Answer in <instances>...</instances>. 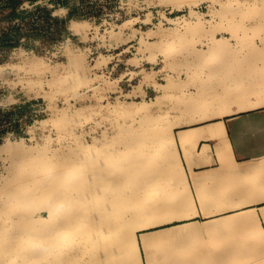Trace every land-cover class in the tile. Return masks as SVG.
<instances>
[{"label":"rangeland","instance_id":"1","mask_svg":"<svg viewBox=\"0 0 264 264\" xmlns=\"http://www.w3.org/2000/svg\"><path fill=\"white\" fill-rule=\"evenodd\" d=\"M83 1L64 0L65 5L71 4L73 8L71 19L83 25L80 29L74 27L78 34L68 30L65 19L58 21L56 29L42 33L35 31L38 27L33 26L31 21L37 8L35 7L33 12L24 13L23 19H19V28L22 30L18 29L14 37H11L12 33L0 35V145L8 139L14 144L10 150H0V206L4 202L12 201L13 187L27 176L43 168L49 174L58 172L67 163L69 156L78 159L82 157L80 148L85 145L90 147L85 156L87 158L94 156L100 159L102 154L113 151L115 158H123L125 161L122 163L127 164V159L137 154L130 152L129 132H150L154 126L170 129L174 123L173 113L191 115L194 118L203 115L204 105L201 102L212 91L226 87L231 72L234 82L233 86L229 84V88L233 89L234 94L253 93L249 98L251 102L259 97L264 98V83L261 84V77L264 76V0H181V7L189 5L183 8L160 4L158 0H124L128 15L117 29L100 23H88L80 8ZM45 7L38 9L44 18H48L51 13ZM150 7H154L151 10L158 11L160 21L152 23L150 13L144 23H140L138 13L147 11ZM170 12L173 14H169ZM197 13L202 15V23L188 24L195 20ZM171 17L178 19L170 22ZM165 21L169 24H164ZM41 26L47 28L45 24L39 23V27ZM31 29L34 31L31 32ZM21 35L26 40L21 39L19 42ZM213 36L220 39V44L228 43L229 46L221 49L219 44H208V39ZM164 49L169 55L167 59L161 56ZM205 55L210 56L207 64L203 63ZM114 57L116 60L122 59L126 66L109 77L102 70L115 61ZM155 58L156 61L153 60ZM32 60H41L44 63L40 66L41 71L39 68L37 70L30 67L28 62ZM24 64L29 65L28 68ZM170 75L177 82L182 81L179 82L181 86L175 89L174 96L168 98L169 100L158 102L163 94L159 85L166 84ZM59 78H62L63 83L56 85L55 81ZM197 102L201 103L198 111L190 112L191 106ZM143 103L150 105L131 114L109 111V108L118 105L130 109ZM235 106L238 109V105ZM218 108L223 113L226 107L216 105L214 110ZM260 108L264 107L252 110ZM41 121L45 122L43 126ZM22 139L33 149L37 162L35 158L31 162H23V154L17 147ZM176 153L178 151L174 144L169 150L163 148V156L160 157L165 160L162 168L164 179L171 184L167 191L173 190L176 195L173 208L168 210V218L184 212L179 204L180 199L184 198L182 190L174 189L180 180L179 165L172 163L177 159L180 164L179 154ZM19 161L21 170L19 167L11 169V165H16ZM82 165V170L87 168V163ZM110 170L117 169L105 168V178L109 180L110 187L109 191H103L101 195L112 194L117 189L131 192L137 187L135 182H117ZM87 179L81 187L83 192L91 187L94 177L89 175ZM98 191H102V188L98 187ZM41 202L37 201L26 210H21H25L28 217L32 214L47 216V210L42 208L45 203ZM17 211L19 210L15 209L12 213L7 212L9 215L3 216L17 220ZM146 211L147 214H144L142 220L152 217L159 221L163 217L161 210H155L154 213ZM258 220L254 222L255 226H250L249 223L244 226L240 221H231L217 227L195 224L167 231H154L149 235L153 237L174 233L177 239L146 248L141 246L143 264H264V230ZM23 223L20 229H16L15 221L5 222L1 228L0 239L6 243V237L23 235L20 242L26 244L25 250H30L29 253L35 257L29 264H42L36 257L39 240L36 236L28 240L29 236L34 235V231ZM162 225L165 224L149 230L160 229ZM193 226L211 227L214 230L211 229L213 232H209L210 235L199 240L182 239L181 235L185 233L183 231ZM212 236L217 238L216 241ZM141 237L139 233V238ZM33 240L35 242H31ZM5 243L0 245V250ZM195 247H199V257L192 254ZM19 253L20 249L2 252L0 264L10 261L11 264H22Z\"/></svg>","mask_w":264,"mask_h":264},{"label":"bare ground","instance_id":"2","mask_svg":"<svg viewBox=\"0 0 264 264\" xmlns=\"http://www.w3.org/2000/svg\"><path fill=\"white\" fill-rule=\"evenodd\" d=\"M177 19L178 18L169 19V21L173 22ZM208 22L211 23L210 20ZM200 23H202V15L197 13L195 15V20L188 24L198 25ZM76 32L78 34V31ZM76 32L74 33L76 34ZM209 43L219 44L221 49L229 46L228 43L220 44V39L215 38L214 36L208 39V44ZM161 56L162 58L167 59L169 57L167 50L164 49L161 52ZM156 59L157 58L153 60L156 61ZM209 59L210 56L205 55L203 63H209ZM28 63L30 67L37 70L38 68L40 70V66L44 64L41 60H32ZM26 66L27 65H25V67ZM192 78H194V76ZM261 79L263 81L261 84H263L264 76H262ZM177 81L178 80L171 76L167 79L166 84L159 85L163 90V94L160 99H158V102H162L164 99L174 96L175 89H177L178 86L180 87L182 83L180 80L179 82L181 83ZM55 82L56 85H58L62 84L63 80L62 78H59ZM251 94L247 95L242 92L234 94L233 89L231 90L229 88V84H227L226 87L222 86L220 90H214L205 98L203 97L204 100L201 103L204 105V114L201 115L200 118H196V116L194 121L232 113L230 108L231 104L238 105V109L236 107L235 110L237 113L243 112L244 110L246 111L247 109L252 110V108L256 107H264V98L259 97L257 100L251 102V100H249ZM194 97L196 96H192V98ZM201 103L197 102L196 105H192V111H198ZM0 104L2 103L0 102ZM149 105V103H143V105H136L130 109H124L118 105L109 108V111L123 115L131 114L135 111L139 112L140 110L147 108ZM216 105L226 107L223 113H221V111L217 113L214 110ZM149 108H151V106ZM40 124L43 126L45 122L41 121ZM142 125L144 128V124ZM178 125H181V123L178 121L174 122L170 129H166L167 131L162 127L158 128L154 126L151 131L149 130L150 132H129L131 133V142L129 144L131 146L130 152L137 154H132L133 156L127 159V164L122 163L125 161L123 158H115L113 151L112 153L102 154L100 159L94 158V156L87 158L88 156H85L90 147L85 145L80 148L82 157L78 159V157L73 158V156H69L67 158V163L63 165L58 172H52L49 174L48 170L43 168L33 175L30 174L26 179L18 183L17 186L13 187L11 193L12 201L7 203L4 202L2 206H0V232L5 222H9L10 220L15 221V224H17L16 229H20L23 222L26 226L32 227L34 235L29 236L28 240L35 238V236L38 238L39 241L36 251L38 255L36 257L41 260L42 264H143L141 246L146 248L149 245L166 244L177 239V236L174 233H166L152 237L148 233L146 234L150 228L161 224H170L176 220L190 218L194 215L187 211V208L192 204L191 199L181 198L179 204H184V212H180L174 217H167L168 210H170L171 207L173 208L174 197L176 195L173 194V190L170 192L167 191L168 188L171 187V184L169 185V181L164 179V170H162V168L165 165V160H161L160 157L163 156V148L169 150L174 144H176L173 129ZM35 126L34 128H36ZM187 132L191 133L180 134L182 145L193 142V139L189 136L190 134L194 136V133L198 131ZM220 132H223V130ZM218 137L223 138V135H218ZM12 145L14 144L8 139L4 144L0 145V150H10ZM17 147L23 154V162H31V160L35 158V154L32 152L33 149L26 145L24 139L19 142ZM35 161L37 162L36 158ZM20 163L21 161H19L18 164L15 163L16 165L12 164L11 169H16V167H19L20 169ZM82 163H87V168L84 170H82V167L84 166ZM172 163H176L180 166L177 159L173 160ZM33 165H31V167ZM105 168L108 170L110 168L117 169L110 170V172L114 174L117 182L123 181V183H126L131 181L137 183V187L131 190V192L117 189L114 190L112 194L107 193L106 196L101 195V192L104 191L105 193L109 191L110 187H108V184L110 183L109 180L105 178V175H107ZM34 170L37 169L35 168ZM89 175L93 176L94 180H91V187L86 188L83 192L81 187L85 185ZM1 184L2 178H0V192L2 190ZM149 184L151 185L149 186ZM98 187H101L102 191H98ZM183 187H187V184L185 186H178L177 190L180 191ZM253 187L255 188L256 185ZM7 197L5 196V198ZM37 201H44L45 205L42 208L47 210L48 215L44 216L38 214L39 216H34L32 214V216L28 217L24 211L27 207H30L29 205H33ZM23 208L25 209L24 211L21 210ZM15 209L19 210L16 212L18 216L17 220L4 218V214L9 215L10 213L7 212L12 213ZM146 210L153 211V213L155 210L156 212L157 210H161L163 212V217L159 221L156 219L154 220L152 217L142 220L145 216L144 214H147ZM211 215V213L207 214L208 217ZM255 220V217H249L244 224H241L246 226L249 223L250 226H255ZM188 226L189 225H182L181 228ZM211 229L213 228H199L197 226L189 227V229L183 231L185 233L181 235V237L182 239L193 238L194 240H199L205 235H210L209 232H213L214 230L211 231ZM167 230L168 229H164V231ZM139 233L142 235L141 238H139ZM22 236L23 235H12L11 237H6L8 238L7 241L4 239L6 243L0 239L2 242L0 245L3 246V243H5L4 247L0 250V255L2 252L8 253L14 249H20L19 255H21L22 258V264H29V262L33 261L35 257L29 253L30 250H25L26 244L23 245V243L20 242L23 238ZM212 237V239H214V236ZM31 242L35 241L33 240ZM199 244L202 245V243ZM193 250V256L199 257V247H195ZM262 263L263 262H261V264ZM6 264H11V261ZM148 264L150 263L148 262Z\"/></svg>","mask_w":264,"mask_h":264},{"label":"crops","instance_id":"3","mask_svg":"<svg viewBox=\"0 0 264 264\" xmlns=\"http://www.w3.org/2000/svg\"><path fill=\"white\" fill-rule=\"evenodd\" d=\"M158 1L178 8L189 6L185 4L181 7V0ZM33 4L46 6L45 9L55 15L57 21L65 19L71 32H75L74 27L83 28L82 24L71 19L73 8L71 4L65 5L64 0H0V35H11L17 31L24 9ZM153 8L138 13L140 23L143 24L150 13L152 23L160 21L158 11L151 10ZM228 84L233 86L232 72ZM231 110L232 113L223 116L197 121L191 115L172 114L173 122L181 123L173 129L180 157V180L177 183L178 186L187 184L181 190L184 199H191L192 204L187 211L194 215L162 225L161 230H148L146 234L181 228L182 225L206 224L217 227L231 221L244 224L249 217L259 219L264 230V108L237 113L236 106L232 104ZM215 111L219 112L220 109ZM187 131L198 132H193L194 136L190 134L193 142L182 145L180 134L191 133ZM218 135H223V138ZM178 186L174 189L177 190ZM181 206L184 208L183 203ZM208 213L212 215L208 217Z\"/></svg>","mask_w":264,"mask_h":264},{"label":"built area","instance_id":"4","mask_svg":"<svg viewBox=\"0 0 264 264\" xmlns=\"http://www.w3.org/2000/svg\"><path fill=\"white\" fill-rule=\"evenodd\" d=\"M35 7L37 8L34 11L33 18L31 20L33 26L38 27V30L35 31L42 33V32H47V30L56 29L57 25L59 24V22L57 21V17L51 13L48 18H44L42 12L38 9V7L42 8L43 6L38 4L37 5L33 4L30 7L25 8L24 12L26 14H29L30 12H33L32 9ZM80 8L82 10L83 18H85L88 23L90 24L100 23L102 25H108L109 27H112L114 29H117L120 25V22H122L124 17L128 15L127 4L125 3L124 0H84L82 4H80ZM39 23L45 24L47 28L46 27L44 28V26L39 27ZM20 24L21 23L19 22L16 30L18 29L20 31L22 30L21 28H19ZM164 24H169V23L165 21ZM30 31L33 32L34 30L31 29ZM16 33L17 31L12 32L11 37H14ZM22 35L19 42L21 41V39L22 41L26 40L25 37H23ZM96 35H98V33H96ZM125 66L126 63L122 59H117V60L115 59V61L109 63L102 70V72L104 73V75H108L109 77H111Z\"/></svg>","mask_w":264,"mask_h":264}]
</instances>
